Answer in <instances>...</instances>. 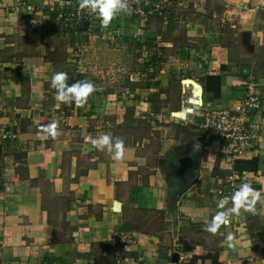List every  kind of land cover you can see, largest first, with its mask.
I'll list each match as a JSON object with an SVG mask.
<instances>
[{"label":"crops","instance_id":"obj_1","mask_svg":"<svg viewBox=\"0 0 264 264\" xmlns=\"http://www.w3.org/2000/svg\"><path fill=\"white\" fill-rule=\"evenodd\" d=\"M185 1L199 14L174 49L159 43L156 17L65 29L55 9L80 0H0V130L10 134L0 140V264H175V254L184 255L177 264H264V0H169ZM115 36L164 55L144 85L135 76L117 91L83 59L109 50L105 39ZM60 71L69 84L95 85L83 108L55 99L50 82ZM249 79L263 138L232 163L205 140L200 115L236 109ZM189 105L198 109L171 117ZM103 134L124 142L123 159L86 140ZM233 171L237 189L247 182L262 199L255 215L241 210L210 234L204 227L230 197ZM117 232L135 239L118 256L109 243Z\"/></svg>","mask_w":264,"mask_h":264},{"label":"built area","instance_id":"obj_2","mask_svg":"<svg viewBox=\"0 0 264 264\" xmlns=\"http://www.w3.org/2000/svg\"><path fill=\"white\" fill-rule=\"evenodd\" d=\"M157 0H128L132 9L131 14L138 17H145L154 14L158 7ZM149 4L151 6H149ZM21 5H17L16 10ZM55 21L63 28H76L81 22L88 25L95 22L97 16L92 13L75 8L60 7L55 9ZM244 96L234 110L207 107L202 110L200 129L204 132L205 140L215 142L218 154L225 157L232 163L241 159L248 153L256 152L263 138V125L260 122L261 100L257 91V84L249 79L245 83ZM10 138V134L0 130V140ZM239 177L231 172L226 178V186L231 194L237 190L236 185ZM111 251L117 256L126 248L135 244L129 234L117 232L109 240ZM184 255L178 254V262L183 261Z\"/></svg>","mask_w":264,"mask_h":264},{"label":"rangeland","instance_id":"obj_3","mask_svg":"<svg viewBox=\"0 0 264 264\" xmlns=\"http://www.w3.org/2000/svg\"><path fill=\"white\" fill-rule=\"evenodd\" d=\"M173 1L177 2V0ZM185 2L188 3L187 1ZM156 5L158 7L157 11L153 15H147V18L156 17L154 18V27L156 33L160 36L159 43L170 42L174 45V49L176 47H184L187 44L185 25L192 19L198 18V11L190 3L185 6L175 5L172 7L169 0H157ZM156 19L158 20L156 21ZM100 34V39H102L103 33L101 32ZM116 38L117 36L114 39L113 37L110 40L105 39V41H113L112 43H114L109 45V50H97L93 53L94 57L92 58L90 53L85 52L83 59H91L89 65H92V60L94 59V66L96 67L94 69L95 77L101 82L104 79H111V82H109L110 86L117 91L127 87L128 85H125V82H129L135 76L142 80L137 85H144L150 78L149 76L156 70V67L160 65L164 55L159 52L157 45H139L137 42L128 40L117 41ZM154 60H157L156 64H153ZM150 70L152 71L151 73L148 72Z\"/></svg>","mask_w":264,"mask_h":264},{"label":"clouds","instance_id":"obj_4","mask_svg":"<svg viewBox=\"0 0 264 264\" xmlns=\"http://www.w3.org/2000/svg\"><path fill=\"white\" fill-rule=\"evenodd\" d=\"M79 7L97 16L104 27H108L117 16L121 14L127 16L132 12L128 0H80ZM67 81L68 74L66 72H55L52 75L50 87L56 90L55 99L62 104H75L76 107L83 108L88 97L95 91V85L88 81H76L72 84ZM55 127V123L49 126L51 129H55ZM86 140H90L92 146L97 150L108 149L111 151L115 160L123 159L125 155L124 142L116 140L113 143V138L108 134L100 135L95 139L86 137ZM261 199L260 190L253 188L247 182L242 183L230 197L226 196L217 203L216 215L205 225L204 231L215 235L221 226L227 227L231 223L232 217L239 215L241 210L255 215L256 205ZM227 240L229 242L233 240L231 233L228 234Z\"/></svg>","mask_w":264,"mask_h":264},{"label":"water","instance_id":"obj_5","mask_svg":"<svg viewBox=\"0 0 264 264\" xmlns=\"http://www.w3.org/2000/svg\"><path fill=\"white\" fill-rule=\"evenodd\" d=\"M80 26H81V27H85V26H87V22H82ZM246 72H247V71H246ZM245 76H247V73H246ZM191 83H192L193 87L196 88V90H198V92H199L200 95H201V92H202V91H201V88H200L197 84H195V83H193V82H191ZM193 109L197 110L198 107H197V106H194V107H193L192 105H189V108L186 109L185 111L171 113V117H174V118H177V119H184V118H185V115H186L187 113H191ZM177 260H178V254H175V255H174V263H176Z\"/></svg>","mask_w":264,"mask_h":264},{"label":"trees","instance_id":"obj_6","mask_svg":"<svg viewBox=\"0 0 264 264\" xmlns=\"http://www.w3.org/2000/svg\"><path fill=\"white\" fill-rule=\"evenodd\" d=\"M208 80L214 81V83L216 84V86L219 85V79L218 78H209Z\"/></svg>","mask_w":264,"mask_h":264}]
</instances>
